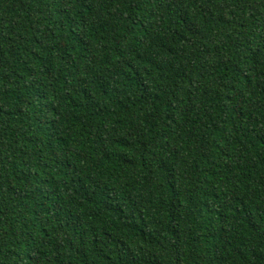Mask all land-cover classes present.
Returning a JSON list of instances; mask_svg holds the SVG:
<instances>
[{"label":"trees","instance_id":"1","mask_svg":"<svg viewBox=\"0 0 264 264\" xmlns=\"http://www.w3.org/2000/svg\"><path fill=\"white\" fill-rule=\"evenodd\" d=\"M0 264H264V0H0Z\"/></svg>","mask_w":264,"mask_h":264}]
</instances>
